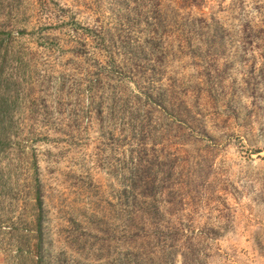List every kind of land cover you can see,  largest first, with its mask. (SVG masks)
<instances>
[{
	"label": "rangeland",
	"instance_id": "374dc122",
	"mask_svg": "<svg viewBox=\"0 0 264 264\" xmlns=\"http://www.w3.org/2000/svg\"><path fill=\"white\" fill-rule=\"evenodd\" d=\"M0 264H264V0H0Z\"/></svg>",
	"mask_w": 264,
	"mask_h": 264
}]
</instances>
